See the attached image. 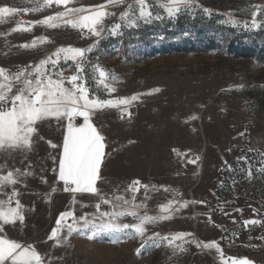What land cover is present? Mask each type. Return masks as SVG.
Instances as JSON below:
<instances>
[{"label":"rangeland","instance_id":"374dc122","mask_svg":"<svg viewBox=\"0 0 264 264\" xmlns=\"http://www.w3.org/2000/svg\"><path fill=\"white\" fill-rule=\"evenodd\" d=\"M147 2L153 15L159 13L162 19H153L151 23L141 21L139 27H122L121 35L105 31L97 38L68 25L50 29L37 24L30 31L14 30L55 15L64 7L53 4L32 12L42 0H0V7L19 10L14 15L4 14L0 19V68L15 73L29 64L35 66L58 47L87 49L95 44L96 47L86 53L85 61L84 75L90 96L113 100L136 96L130 104L121 105L124 109L120 112L124 116L130 117L135 110L159 111L160 99L175 98L185 110L205 113V119L211 118L209 115L214 112H222L228 115L229 124H233L235 117H243L250 125L264 129V0H194L190 10L182 11L175 18H168L159 7L165 0ZM105 3L106 0H73L69 6L92 8ZM129 3L132 0H125L122 6H109L108 10L116 16L107 18L105 25L111 27L119 22V14ZM204 9L210 10V14ZM253 12L258 13V28L251 27ZM230 18L241 26L233 27L224 22ZM246 21L248 27L243 26ZM40 37H47L51 42L38 41L35 48L19 47ZM96 64L117 78L116 81L109 79L114 92L92 79L94 73L90 65ZM49 70L70 77L75 72V64L61 59L54 69L49 66ZM65 86L70 87L67 83ZM157 88L159 91L155 92ZM244 149L242 154L229 152V165L218 189L222 201L212 210L216 215L217 209H221L223 213L217 216L232 225L228 241H238L241 234L253 239L254 248L260 253L257 262L264 264V239H261L264 237V156ZM98 201L76 197L73 203L69 196L61 201L59 214L37 217L48 229L36 235V249L43 258H52L53 262L61 259L67 264H115L112 253L121 250L109 248L107 237L89 240L75 231L61 246H55V241L48 239L61 213L73 211L75 217L88 214L92 219L93 215H98L95 208ZM112 204L119 207L121 202L112 201ZM100 210L110 212L112 208L102 204ZM247 220L259 223L248 224L252 228H246L244 221ZM62 224L65 227L61 237H64L68 235L66 225L73 224V218H66ZM76 227L82 229V223ZM243 229L245 231L241 232Z\"/></svg>","mask_w":264,"mask_h":264},{"label":"crops","instance_id":"0c3cea01","mask_svg":"<svg viewBox=\"0 0 264 264\" xmlns=\"http://www.w3.org/2000/svg\"><path fill=\"white\" fill-rule=\"evenodd\" d=\"M90 98L109 99L94 96ZM159 102V111L155 112L135 110L127 117L120 112L124 106H120L97 111L91 118V122L105 137V156L100 170L102 179L97 182V188L105 198L117 201L115 196H122L126 200L135 196L137 204L146 205L138 210L139 214L147 213L152 216L161 215L160 205L174 201L171 218L155 225H147L143 238L129 239L121 235L120 241L113 244L107 237L109 248L121 250L112 253V262L222 264L221 254L215 249L197 247L193 243L214 241L222 249L227 264H232L231 258L237 261L247 258L252 264H258L260 253L254 248L253 239H247L248 236L241 234L238 241L230 243L228 233L232 225L221 216L215 215L212 209L216 203L220 204L222 201L218 189L229 165V152L231 155L242 154L245 148L246 152H260L264 156V129L256 124L250 125L243 117H235L233 124H229L228 115L222 112H214L209 115L211 118L205 119V113L187 111L175 98L160 99ZM76 120L77 124L83 123L82 118ZM39 132L47 140L61 146L52 149L42 140L35 144L28 160L21 163L22 157L17 156L16 159L8 161L10 168L21 169L31 162L36 175L26 178L27 187L21 184L15 186L21 193L18 199L23 205L24 224L17 222L16 225H5L4 233L8 238L22 244H33L35 247L37 232L48 230L37 221L40 220L37 217L59 214L61 201L73 196L72 193L62 190L63 183L58 181V174L51 171L57 165L48 158L49 154L58 157L62 153V130L55 122L51 126L45 122ZM191 155L195 159H191ZM41 167L45 171L41 172ZM41 176L48 182H41ZM133 181L140 183L136 187ZM53 187L56 188L55 192H51ZM129 187H135L138 191H127ZM5 191L10 193L11 187ZM76 197L83 200L100 199L99 196L87 193L76 194ZM184 201L189 203L186 207H181ZM12 207H15V200ZM134 222L129 216L125 217L123 223ZM247 227L252 228L246 225ZM243 231L245 229L241 230ZM157 233L160 235L156 236ZM177 233L192 235L174 241L171 247L168 246V241H161L162 236ZM154 243H159L160 246L154 247ZM176 245H182L185 250L174 253L173 248ZM138 249L140 255H137ZM43 259L44 264H67L61 259H55V262L52 258Z\"/></svg>","mask_w":264,"mask_h":264},{"label":"snow or ice","instance_id":"6c2138e0","mask_svg":"<svg viewBox=\"0 0 264 264\" xmlns=\"http://www.w3.org/2000/svg\"><path fill=\"white\" fill-rule=\"evenodd\" d=\"M73 0H42V3L31 9L32 12H39L43 8L55 4L57 7L63 6L64 10L55 15L44 17L39 21L30 22L28 27L17 29L18 31H30L31 27L39 24L50 29L68 25L72 29L80 31L82 34L87 31L91 36L100 38L107 31L110 35H121V29L139 27V22L151 23L153 19H162L157 13L153 15L147 0H132L127 4L125 10L119 14V22L113 23L111 27L105 25V20L116 16V13L109 11V6L118 7L125 4V0H106L103 5L92 8L71 7ZM194 0H165L159 4L163 8L168 18H175L182 11H188L193 7ZM19 10L17 8L0 7V19L4 14L14 15ZM28 12V9L24 10ZM210 14V10L204 9ZM257 12L252 14V28L260 25L256 21ZM233 27H240L238 21L229 19L224 21ZM244 27H248L247 21ZM38 41L40 43L51 42L47 37H40L30 44L20 45L22 48H35ZM98 43V41H97ZM96 45L87 49L75 48L72 46L58 47L53 53L41 59L35 66L29 64L15 73H9L7 69L0 68V264H44V259L33 244H22L14 239L8 238L5 233V225L24 224L25 216L23 205L18 197L20 192L15 187L21 184L27 187L26 178L35 176L31 162L23 169L9 167L8 161L14 160L17 156L22 157L21 163L28 160L30 153L34 151V146L39 141H45L49 147L56 149L61 145L47 140L40 134L39 128L47 122L51 126L55 122L56 126L62 130V153L57 156L49 154V159L54 165L51 171L58 174V181L63 183V191L72 193V202H76V194H91L99 196V201L95 204L96 213L92 219L88 214L75 217L73 211H65L56 220V227L52 229L48 236L49 240L55 241V246L67 243L68 237L75 231H80L89 240L99 237H108L110 242L115 244L120 241V236L129 239L143 238L147 231V225H155L163 220L171 218L170 212L174 201L159 206L161 215H140L139 209L145 208L144 203L137 204L135 196L131 200H126L122 196H115L114 199L121 202L118 207L97 188V182L102 179L100 175L101 165L105 156V137L98 131L91 122L95 112L105 108H119L121 105H128L137 99L136 96L123 99H91L90 90L87 87V79L84 75L86 53H90ZM63 59L65 62L71 60L75 64V72L70 77H64L63 73H56L52 69ZM93 68V77L97 85H102L109 92H114L115 88L110 87L109 79L116 81L115 75H111L98 64L90 65ZM31 69V71H29ZM70 87H66L65 84ZM158 92L159 89H155ZM151 94V93H149ZM82 118L83 123L77 124L75 120ZM195 119V117H193ZM243 135V133H241ZM198 159V158H197ZM239 159V158H238ZM243 159L247 160V157ZM193 162V161H189ZM45 171L41 167V172ZM249 176L252 175L249 171ZM23 178V179H22ZM41 182L47 183V179L40 177ZM139 181H133V185H138ZM11 187V192L5 191ZM147 190V185L144 186ZM127 191L137 192L135 187H129ZM167 190V189H165ZM53 187L51 192H55ZM15 200V207H12ZM50 202V201H48ZM188 201H184L181 207H186ZM195 203V202H193ZM110 205L112 211H101V205ZM123 205H128L124 207ZM178 210V209H176ZM132 217L134 223H120L125 217ZM73 218V224L66 225L67 236L61 237V232L65 227L62 221L66 218ZM82 223V229L76 227ZM259 221L247 220L245 225L257 224ZM159 236L160 234H155ZM191 233H177L171 236H162L161 241H168V246L173 242ZM152 239V238H150ZM264 239V237H261ZM197 247L205 249H215L221 254L222 264H227L223 257V252L216 242L193 241ZM144 245L142 244L141 247ZM154 247H159V243H154ZM184 251L182 245L173 248ZM140 255V250H137ZM232 264H252L247 258L237 261L231 258Z\"/></svg>","mask_w":264,"mask_h":264},{"label":"built area","instance_id":"2783aa9c","mask_svg":"<svg viewBox=\"0 0 264 264\" xmlns=\"http://www.w3.org/2000/svg\"><path fill=\"white\" fill-rule=\"evenodd\" d=\"M189 155H190V153H189ZM191 159H195V157L193 155H191ZM136 187H137V185H136ZM222 213H223V211L221 209H217L216 215H221Z\"/></svg>","mask_w":264,"mask_h":264},{"label":"trees","instance_id":"16d2710c","mask_svg":"<svg viewBox=\"0 0 264 264\" xmlns=\"http://www.w3.org/2000/svg\"><path fill=\"white\" fill-rule=\"evenodd\" d=\"M241 52H243V53H244V52H246V50H242ZM224 174H225V172H224Z\"/></svg>","mask_w":264,"mask_h":264}]
</instances>
